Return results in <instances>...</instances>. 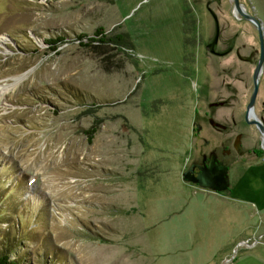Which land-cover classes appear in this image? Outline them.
Returning a JSON list of instances; mask_svg holds the SVG:
<instances>
[{
	"label": "rangeland",
	"instance_id": "1",
	"mask_svg": "<svg viewBox=\"0 0 264 264\" xmlns=\"http://www.w3.org/2000/svg\"><path fill=\"white\" fill-rule=\"evenodd\" d=\"M240 2L264 26V0ZM208 4L224 38L259 46L234 0H0V250L26 264H264V186L229 198L182 175L208 149L194 114L228 61L206 50Z\"/></svg>",
	"mask_w": 264,
	"mask_h": 264
},
{
	"label": "flooded vegetation",
	"instance_id": "2",
	"mask_svg": "<svg viewBox=\"0 0 264 264\" xmlns=\"http://www.w3.org/2000/svg\"><path fill=\"white\" fill-rule=\"evenodd\" d=\"M233 37L236 38L232 51L223 56L211 53L206 45L212 57L228 61L217 66L221 69V89L214 92L217 95L206 101L204 108L197 107L194 114L192 136L202 138L208 149H201L182 173L189 184L201 186L194 178L211 167L224 166L225 185L229 187L222 192L229 198H236L235 186H264V58L254 95L256 68L264 47L262 50L259 36V46L245 54V44L239 42L240 33L224 38L220 27L217 50L227 49ZM208 79L207 75L202 84L209 85ZM207 132L208 137L204 135Z\"/></svg>",
	"mask_w": 264,
	"mask_h": 264
},
{
	"label": "water",
	"instance_id": "3",
	"mask_svg": "<svg viewBox=\"0 0 264 264\" xmlns=\"http://www.w3.org/2000/svg\"><path fill=\"white\" fill-rule=\"evenodd\" d=\"M234 3H235V12L241 14L246 19L250 20L251 22H253L256 25V27L259 31V36H260L262 50H263V47H264V26H263V22L260 19H258L256 16L248 14L243 9L240 0H234ZM207 6H208V9L210 10L213 18H214V23H215L214 33H213V36L208 40L207 47L210 50V52L213 54L220 55V56L226 55L232 51L236 37H233L230 40V45L227 49L217 50L218 41H219V37H220V21H219L217 13L209 6V4ZM263 58H264V50L262 51L261 61L258 65V67L256 68V73H255L256 89H255L254 95H256L257 89H258V77H259L260 72H261ZM225 172H226V169L222 165H219L217 167H211V168L205 170L203 173L199 174L198 177L194 178V181L199 182L201 187L209 188V189H212V190L217 191V192H222L229 187V186L225 185V183H226V180L224 178Z\"/></svg>",
	"mask_w": 264,
	"mask_h": 264
},
{
	"label": "trees",
	"instance_id": "4",
	"mask_svg": "<svg viewBox=\"0 0 264 264\" xmlns=\"http://www.w3.org/2000/svg\"><path fill=\"white\" fill-rule=\"evenodd\" d=\"M102 34H103L102 29H99V32H97V34H95V35L97 37V36L102 35ZM85 37H88V36L86 34L79 35V38H85ZM64 40L65 39L62 38V37H56V38H50V39H48L46 41L51 46V50L55 51L59 47V43L63 42ZM90 41H101V42H106V43H108V42L109 43H118V42H120V43L124 42L125 43V40L120 35L116 36L115 39L107 37L105 40L102 39V38H99L97 40V38L91 37ZM82 45L88 46L89 43H82ZM92 131H88L87 132V134L89 135L88 136L89 141H92V139H93V133L94 132H92ZM7 245H10V244H7ZM7 247L8 246H6V248ZM7 250H8V248H7ZM11 254H12V251L11 252H5L3 250H0V264H26V262H24V259H21L19 257L13 258ZM27 264H29V263H27Z\"/></svg>",
	"mask_w": 264,
	"mask_h": 264
},
{
	"label": "bare ground",
	"instance_id": "5",
	"mask_svg": "<svg viewBox=\"0 0 264 264\" xmlns=\"http://www.w3.org/2000/svg\"><path fill=\"white\" fill-rule=\"evenodd\" d=\"M7 92V91H6ZM5 94V90L2 92V95H4Z\"/></svg>",
	"mask_w": 264,
	"mask_h": 264
}]
</instances>
